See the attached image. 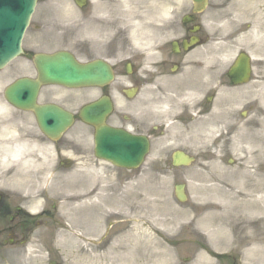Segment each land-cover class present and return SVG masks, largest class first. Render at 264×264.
Returning <instances> with one entry per match:
<instances>
[{"label":"rangeland","instance_id":"obj_1","mask_svg":"<svg viewBox=\"0 0 264 264\" xmlns=\"http://www.w3.org/2000/svg\"><path fill=\"white\" fill-rule=\"evenodd\" d=\"M113 2L116 3L115 7L126 9L124 16L125 26L128 28L129 49L135 51H140L143 47L153 51L155 49L150 45L152 42L160 39L163 42L162 39L172 38V35L163 37L165 30L171 25L167 20L170 15L177 20L176 36L179 37L180 20L192 8L191 0H152L150 6L147 0ZM211 6L214 9L210 12L209 19L207 13L199 19L206 25L205 29L210 33L212 44L197 49L196 55L204 60L203 66H208L209 81L216 80L213 73L219 75L218 63L221 65L223 62L220 51L226 53L225 65H229L241 51L253 57V81L236 87L237 94H232L237 99V123L240 122L237 136L241 131L242 134L248 133V136L253 133L264 138V0H211ZM223 13L226 18L230 16L239 22H246L243 15H249L247 19H251L255 33L247 34L249 30L244 26L242 32H239L241 35L237 34V41L222 46L220 39L229 29L222 27L215 18H220ZM79 58L82 61L93 59L84 56ZM116 60H128L138 65L141 58L122 56L114 59ZM29 66L26 59H18L9 66V70L0 74V100L3 98L4 89L15 78L32 73V70L30 72L27 69ZM53 91L51 88L46 90V97L55 93ZM125 105L133 113L123 114L137 119L139 99ZM149 112L147 118L154 119ZM226 116L236 118L235 113ZM198 124V131L205 133L203 125L200 122ZM84 134L85 142L82 141L83 147L80 148L75 140L80 137L82 139ZM91 134L83 126L74 128L56 146L44 142L41 147L35 141V136L32 138L35 143L32 151L27 155L20 154V159L15 162L11 160L14 158L12 154H0V193L26 196L28 204H33L34 200L36 206L44 204V199L49 203H57L60 206L57 219L67 227L57 231L54 245L49 246L46 243L43 247L35 241L34 246L28 247L26 252L24 249H18V252L12 248L0 250V264H46L48 249L58 257L78 260L90 258L95 264H218L211 262L200 250V244L212 247L205 234L206 225L203 222L210 213H215L222 219L220 231L226 237V245L221 251L226 254L232 251L238 258L237 264H264V139L259 144H250L253 149L246 148V151L241 148L251 147L238 142L237 166L229 167L225 160L209 169L201 159L191 168L172 169L169 161L174 150L182 149L203 155L202 150L205 149L201 137L196 138L191 147L184 125L174 124L165 138L155 139L151 157L142 168L136 172H125L95 160ZM76 153L77 156L80 153L86 157L82 162L88 161L92 164H78ZM66 159H70L69 164L65 162ZM62 162L65 164L60 165ZM246 173L254 177V182L251 183L256 189L252 188L254 193L251 187L243 184ZM122 182L125 185L118 186ZM101 183L105 186L113 183L114 194H119L112 198L111 208L102 211L96 208L97 225L92 224V231L88 228L89 233H83L84 239L79 241L76 231L81 224L76 219V208L74 209L71 201L75 199V192L80 185L96 186ZM180 183L186 185L189 196V201L184 205L177 203L174 195V186ZM228 193L239 195L236 200L239 203L238 208L232 205V201L230 205L225 198ZM175 210L182 211V220L177 227L168 229L153 223L154 220L162 219V213L173 214ZM108 215L111 218L108 219ZM126 218L129 221L119 223L117 230L107 231V221ZM217 225L218 222L213 220L211 230L217 232ZM187 257L190 260L184 261ZM71 264L79 262L72 261Z\"/></svg>","mask_w":264,"mask_h":264},{"label":"flooded vegetation","instance_id":"obj_2","mask_svg":"<svg viewBox=\"0 0 264 264\" xmlns=\"http://www.w3.org/2000/svg\"><path fill=\"white\" fill-rule=\"evenodd\" d=\"M112 1L109 0H87L76 2V0L50 2L39 0L36 12L24 38L23 52L25 56L32 57L35 53H54L61 50L73 51L75 55L87 57H114L118 55H131L129 50L122 45V39L125 36L124 30L120 25V17H115V9ZM196 29L195 23L184 26V39L189 38L191 31ZM173 33V29H169ZM201 31V30H200ZM178 53L174 52L173 44L167 43L156 51L157 60L143 59L139 69L133 73V87H137L139 92L146 91L152 98L145 100L138 122L127 117L121 118L117 114V108L114 109L113 115L108 118L109 125L118 128H127V123L134 126L137 130L135 134L144 135L152 138L156 133H162L160 127H168L171 117H176V121L186 123L188 136L193 137L195 131V116L207 118L210 114V108L204 102L196 109L185 107L177 115H172L176 106L166 100L162 102L158 93L164 94L163 97L171 95L166 93L161 84L164 79L171 76L181 75L185 82L193 79V73L190 70L186 74L181 70L186 69L182 66L187 57L193 50L184 53L181 43ZM123 48V49H122ZM154 53V54H156ZM192 69L193 66H189ZM196 68V69H195ZM193 70L202 72L201 66H195ZM115 74H118V66H115ZM219 86L224 87L226 83L231 86L227 73H223ZM157 84V85H156ZM151 90H154L151 92ZM126 96L123 91L106 87L101 89V96ZM156 96L157 98H154ZM206 102L210 100L207 97ZM70 105L72 104L69 101ZM155 106L154 111L165 112L159 120L162 123H153L147 116V110ZM179 114V115H178ZM31 120V114H29ZM16 115L0 114V151L13 150L18 145V121ZM23 122V121H22ZM24 123V122H23ZM25 124V123H24ZM158 124V125H156ZM27 127V126H26ZM32 123L29 122V134L32 133ZM23 131H21L22 133ZM28 131L26 130L27 134ZM28 135V134H27ZM26 137V136H25ZM22 139L21 144L23 145ZM27 142V141H26ZM28 204L21 198L13 195H0V248L7 245L21 247L27 245L32 235L44 227L42 224L49 218L53 217V212L42 210L39 215L32 216L27 210ZM55 208V207H52ZM63 259H57L56 264H65Z\"/></svg>","mask_w":264,"mask_h":264},{"label":"water","instance_id":"obj_3","mask_svg":"<svg viewBox=\"0 0 264 264\" xmlns=\"http://www.w3.org/2000/svg\"><path fill=\"white\" fill-rule=\"evenodd\" d=\"M2 2L12 3L27 14L23 19L14 18L13 14L5 16L6 9L1 8L3 14L0 18V69L21 53L19 48L21 37L35 7V0H2ZM194 2L201 10L206 0H194ZM34 63L40 78L37 81L19 80L10 89L8 88L5 96L20 109L34 110L42 130L51 138L58 137L71 124L72 116L52 106L36 107V98L42 85L58 84L72 88L102 86L113 79L111 68L105 63L96 61L90 65H79L71 55L65 53L52 57L37 56L34 58ZM233 73L237 74V84L248 79L249 67L244 57H241L234 67ZM104 108L107 111L110 108L109 104L107 103ZM103 114L106 113H102L100 105L87 107L81 114L87 123L99 128L96 156L120 167L137 168L148 152V142L105 127ZM184 161L187 163L188 159L185 158Z\"/></svg>","mask_w":264,"mask_h":264},{"label":"bare ground","instance_id":"obj_4","mask_svg":"<svg viewBox=\"0 0 264 264\" xmlns=\"http://www.w3.org/2000/svg\"><path fill=\"white\" fill-rule=\"evenodd\" d=\"M241 14H239V16H240ZM242 16V15H241ZM243 16H245V17H249L248 15H243ZM240 23H237V25H239ZM225 25L226 26H230L229 24H228V22H226L225 23ZM255 33V30H251L250 31V34L249 35H252V34H254ZM240 139H241V142H250V141H253L254 139L253 138H248V137H246L245 135H241V137H240ZM244 185H247V186H249V183L248 182H245L244 183ZM250 187V186H249ZM247 189V188H246ZM203 190V189H202ZM248 190V189H247ZM250 191V190H249ZM253 191V190H252ZM252 191H250V192H252ZM239 197V195H231V194H226L225 195V198L226 199H228L229 201H232V202H234V204H232V205H234L235 207H237V204H236V199ZM159 224L160 225H162V226H164V227H170V228H173L174 226H176V222L175 221H173V220H169V219H165V220H161V221H159ZM169 229V228H168ZM209 236L210 237H212V234H210L209 233Z\"/></svg>","mask_w":264,"mask_h":264}]
</instances>
